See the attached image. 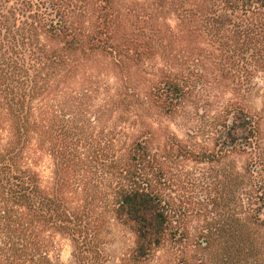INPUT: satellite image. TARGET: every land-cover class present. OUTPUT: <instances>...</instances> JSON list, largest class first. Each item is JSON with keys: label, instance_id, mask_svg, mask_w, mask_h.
I'll list each match as a JSON object with an SVG mask.
<instances>
[{"label": "trees", "instance_id": "1", "mask_svg": "<svg viewBox=\"0 0 264 264\" xmlns=\"http://www.w3.org/2000/svg\"><path fill=\"white\" fill-rule=\"evenodd\" d=\"M101 65L120 82L113 95L80 77ZM259 74L264 85V0H0V264H54L57 238L74 264H107L114 219L147 260L170 236L190 242L199 193H220L229 212L196 245L224 264H264V101L255 113L241 102ZM202 94L217 98L215 115L199 116L214 150L178 138L154 148L150 129L128 142L108 127L116 114H171ZM43 156L49 186L36 170Z\"/></svg>", "mask_w": 264, "mask_h": 264}, {"label": "rangeland", "instance_id": "2", "mask_svg": "<svg viewBox=\"0 0 264 264\" xmlns=\"http://www.w3.org/2000/svg\"><path fill=\"white\" fill-rule=\"evenodd\" d=\"M168 23L175 27L176 20L174 16L168 17ZM154 66H161L159 61H153ZM105 65V64H104ZM100 71L95 70L94 67L88 66L80 77H83L93 82H101L112 88V95L116 93V89L119 88L120 82L115 78L111 72L104 68ZM151 69V68H149ZM152 70H149L147 75H144V81L139 79L136 81L139 90L145 88V78L152 80ZM80 81V79H78ZM146 80V82H148ZM256 87L251 94L245 96L242 99V104L249 110V112H260L263 108L264 101V85L262 84V74H259L255 78ZM78 83L73 86L75 90H78ZM111 90V89H110ZM144 94V92H142ZM140 92V94L143 96ZM225 101L232 98L231 93H227L224 96ZM98 104L101 102L99 99L96 101ZM222 102V101H221ZM217 98L208 97L205 94L201 96H195L194 98H188L184 106H180L177 110L171 114H163L159 110L145 113L140 109H134L132 112L126 114L125 120L122 119V115H114L112 122L109 124V128H116L117 132L128 134L129 140L135 139L144 130L150 129L153 133L151 143L156 148L178 138L183 144L195 150L210 149L214 150V141L212 138L205 137L203 134L202 122H200V115L204 112L206 107L207 113L211 116L215 115ZM198 131V134H193ZM125 141V137L119 138ZM122 144V143H121ZM238 167H243L245 159L241 156H237L234 159ZM207 165H195L193 163L187 164V169H206ZM227 169L228 163L222 166ZM43 180L44 185H50L52 182V161L48 156H43L39 166L36 169ZM184 196L183 194H181ZM224 196V195H223ZM222 197L220 193H214L213 197L209 200L206 193H199L195 196L197 198V205L201 211L200 214L191 216L189 219V228L192 232L190 242H176L171 236L164 243V245L154 251L152 256L144 261H137L134 257V251L136 248V236L133 231L121 224L120 222L111 220L109 223V234L106 237V250L109 254V262L107 264H224L225 259L213 252L203 251L195 243V236L201 233V229H204L207 222H211L212 219L219 220L223 218L229 212V209L218 206L222 204L219 198ZM224 198V197H223ZM226 198V197H225ZM218 199V202L215 200ZM232 206V207H231ZM233 208V205H230ZM241 213V211H240ZM241 217L244 214L240 215ZM50 257L54 264H74L72 256L71 243L68 240L57 238L55 240V247H53ZM238 260V264H243Z\"/></svg>", "mask_w": 264, "mask_h": 264}]
</instances>
